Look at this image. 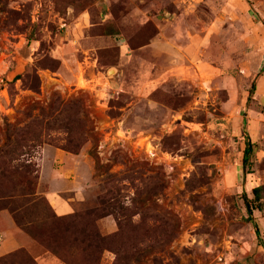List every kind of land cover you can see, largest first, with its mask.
Returning <instances> with one entry per match:
<instances>
[{
	"label": "rangeland",
	"instance_id": "1",
	"mask_svg": "<svg viewBox=\"0 0 264 264\" xmlns=\"http://www.w3.org/2000/svg\"><path fill=\"white\" fill-rule=\"evenodd\" d=\"M34 117L50 128L27 138L51 144L30 183L24 159L0 165L17 243L0 264H264V0H0V145ZM84 120L91 174L73 219L49 204L53 159L40 158ZM108 170L146 209L105 233L84 212Z\"/></svg>",
	"mask_w": 264,
	"mask_h": 264
},
{
	"label": "trees",
	"instance_id": "2",
	"mask_svg": "<svg viewBox=\"0 0 264 264\" xmlns=\"http://www.w3.org/2000/svg\"><path fill=\"white\" fill-rule=\"evenodd\" d=\"M18 78L19 77H17L16 79ZM70 104L71 103H67L57 107L48 106V109L43 107L42 109H40V113L41 115L44 113L43 117L51 116L53 113L62 114L68 112L69 110H72ZM49 109H51L52 111L48 114L46 110ZM32 120L26 122L22 126L6 124V142L0 145V165H9L10 159L19 160L20 158H22L26 161V164H24L23 168L21 169V173H24L26 175L25 177L23 176L26 183H30L29 176H31L32 174L34 175V177H37L36 165L35 162H32L34 153H38V149L43 144H51L49 142L41 140V134L40 136L34 135V138L31 139L32 142H28L31 141L27 138V135L31 133L30 128H32V126H36V128L38 127V129L40 130L46 127L50 128L49 122L45 121L46 119L34 117ZM60 129L64 133L65 142L63 144L55 146L71 154H78L89 137L87 121L84 120L78 126L63 124ZM251 150L252 144L248 137H246V146L243 156L244 161H246V159L250 155ZM0 173L2 176L6 177L3 170H1ZM115 174L116 173H112L109 170L105 172L103 178L100 179V181L103 183L102 189L96 196L97 207L86 210L84 214L86 216H91L92 214H94L96 216V219L94 221L100 220L101 218L107 216H111L116 224V227L121 229L122 224H126L130 217H133L135 214L140 215V213H142L146 208H142L141 206L132 208V206H130L126 202H123L119 198L121 188H119L115 184V182L118 180L116 179ZM96 175L99 177V173H97ZM160 179L161 178L158 177V182L163 183ZM154 186H157V180L156 185ZM161 187H163V185H160V188ZM252 192L254 193V198L253 200H251V202L255 201L259 203V199L261 198V187H254L252 189ZM152 195L154 194L152 193ZM3 196L4 195L0 194V197ZM9 196L11 197L12 195L10 194ZM245 204L248 209L249 215H251L250 200L246 199ZM147 209L149 208L147 207ZM69 216H71L73 219L83 217L82 215H77L76 213H70ZM253 226L255 229V235L262 244L259 236V230L255 222H253Z\"/></svg>",
	"mask_w": 264,
	"mask_h": 264
},
{
	"label": "crops",
	"instance_id": "3",
	"mask_svg": "<svg viewBox=\"0 0 264 264\" xmlns=\"http://www.w3.org/2000/svg\"><path fill=\"white\" fill-rule=\"evenodd\" d=\"M49 158H52L51 162V176L56 178V182L50 184L49 191L46 193L47 200L55 213L59 216L66 215L73 212L72 203L75 201H82L85 197L84 187L86 183L90 180L91 174V164L88 157L80 156V154H71L60 148H53L49 145H44L41 150V166L45 165ZM80 159H83L87 165V172L83 175V180L78 174V170L74 167L76 166ZM54 162H60L61 165H54ZM73 172L74 176L72 179L69 178V173ZM78 174V176H77ZM2 228L4 234V240L0 244V254L11 249L17 243L9 237L11 235V229L13 224L7 214L3 211L0 212ZM100 223L103 229L110 233L114 232L116 229V224L111 216L101 218Z\"/></svg>",
	"mask_w": 264,
	"mask_h": 264
},
{
	"label": "water",
	"instance_id": "4",
	"mask_svg": "<svg viewBox=\"0 0 264 264\" xmlns=\"http://www.w3.org/2000/svg\"><path fill=\"white\" fill-rule=\"evenodd\" d=\"M17 71V70H16Z\"/></svg>",
	"mask_w": 264,
	"mask_h": 264
}]
</instances>
